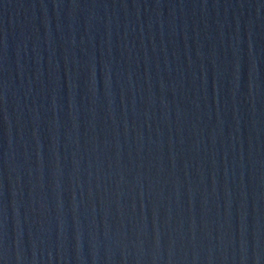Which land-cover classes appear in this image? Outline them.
I'll list each match as a JSON object with an SVG mask.
<instances>
[{"label": "water", "instance_id": "95a60500", "mask_svg": "<svg viewBox=\"0 0 264 264\" xmlns=\"http://www.w3.org/2000/svg\"><path fill=\"white\" fill-rule=\"evenodd\" d=\"M99 264H264V53Z\"/></svg>", "mask_w": 264, "mask_h": 264}]
</instances>
